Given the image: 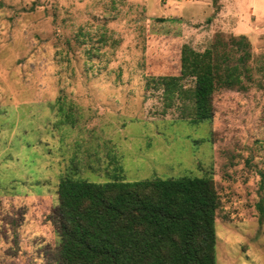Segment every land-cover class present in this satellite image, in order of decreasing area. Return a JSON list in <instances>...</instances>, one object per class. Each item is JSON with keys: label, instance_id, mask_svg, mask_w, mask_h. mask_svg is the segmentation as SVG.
Here are the masks:
<instances>
[{"label": "rangeland", "instance_id": "rangeland-1", "mask_svg": "<svg viewBox=\"0 0 264 264\" xmlns=\"http://www.w3.org/2000/svg\"><path fill=\"white\" fill-rule=\"evenodd\" d=\"M184 45L220 64L212 120L162 81ZM66 175L208 176L215 264H264V0H0V264H60Z\"/></svg>", "mask_w": 264, "mask_h": 264}, {"label": "trees", "instance_id": "trees-1", "mask_svg": "<svg viewBox=\"0 0 264 264\" xmlns=\"http://www.w3.org/2000/svg\"><path fill=\"white\" fill-rule=\"evenodd\" d=\"M219 67L211 49L184 45L181 75L162 78L169 94L177 80L194 79L195 122L212 120ZM234 74L226 73L230 85ZM58 194L48 219L60 237V264H215L220 201L208 176L97 183L66 175Z\"/></svg>", "mask_w": 264, "mask_h": 264}]
</instances>
